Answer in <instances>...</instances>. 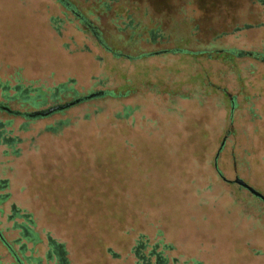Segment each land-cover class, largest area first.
I'll return each instance as SVG.
<instances>
[{
  "label": "rangeland",
  "instance_id": "rangeland-1",
  "mask_svg": "<svg viewBox=\"0 0 264 264\" xmlns=\"http://www.w3.org/2000/svg\"><path fill=\"white\" fill-rule=\"evenodd\" d=\"M263 56L264 0H0V264H264Z\"/></svg>",
  "mask_w": 264,
  "mask_h": 264
},
{
  "label": "water",
  "instance_id": "water-1",
  "mask_svg": "<svg viewBox=\"0 0 264 264\" xmlns=\"http://www.w3.org/2000/svg\"><path fill=\"white\" fill-rule=\"evenodd\" d=\"M83 99H87V98H80V99L75 100V102H78V101L83 100ZM75 102H70V103H67V104H65V105H63V106H57V107L51 108V109L47 110L46 112H37V113H35V115L45 116V115H48V114H50V113H52V112H54V111H56V110L63 109V108H66V107H69V106L73 105V103H75ZM222 145H223V142H222V144H221V146H220V148H219V151H220V149L222 148ZM218 153H219V152H218ZM218 153H217L216 157L218 156ZM215 159H216V158H215ZM223 179H224L225 181H227V182H234V183L238 184L240 187L245 188V189L248 190L252 195H254L255 197L259 198V199L262 200L263 203H264V196H263L261 193H259L257 190H255L254 188H252L251 186H249V185H248L246 182H244L243 180H241V179H239V178H236V179L233 180V181L226 180L225 178H223Z\"/></svg>",
  "mask_w": 264,
  "mask_h": 264
},
{
  "label": "trees",
  "instance_id": "trees-1",
  "mask_svg": "<svg viewBox=\"0 0 264 264\" xmlns=\"http://www.w3.org/2000/svg\"><path fill=\"white\" fill-rule=\"evenodd\" d=\"M263 60H264V56H263V58H262ZM107 95H114V92H105ZM73 102H75V100L73 101ZM76 103V102H75ZM75 103H73V104H75ZM59 106H63V105H59ZM55 107H57V106H55ZM54 108V107H53ZM67 108V107H66ZM63 109H65V108H63ZM63 109H59V110H56V111H60V110H63ZM35 113L36 112H34V113H31V114H28V113H17V114H20V115H22L23 117H25V118H31V117H35V116H41V115H35Z\"/></svg>",
  "mask_w": 264,
  "mask_h": 264
},
{
  "label": "crops",
  "instance_id": "crops-1",
  "mask_svg": "<svg viewBox=\"0 0 264 264\" xmlns=\"http://www.w3.org/2000/svg\"><path fill=\"white\" fill-rule=\"evenodd\" d=\"M2 245H3V244H2ZM3 246H4V245H3ZM4 247H5V246H4ZM53 253H54L53 256L55 257V251H53ZM50 254H51L50 251L46 254V256H47L46 259H47V260H50V259H51ZM36 264H40L39 261H37Z\"/></svg>",
  "mask_w": 264,
  "mask_h": 264
},
{
  "label": "flooded vegetation",
  "instance_id": "flooded-vegetation-1",
  "mask_svg": "<svg viewBox=\"0 0 264 264\" xmlns=\"http://www.w3.org/2000/svg\"><path fill=\"white\" fill-rule=\"evenodd\" d=\"M0 241L2 242V244H4V246L8 249V250H10V247L8 246V244L1 238V235H0ZM150 255H152V253L150 252L149 253Z\"/></svg>",
  "mask_w": 264,
  "mask_h": 264
}]
</instances>
